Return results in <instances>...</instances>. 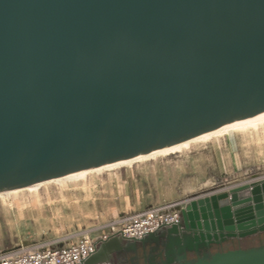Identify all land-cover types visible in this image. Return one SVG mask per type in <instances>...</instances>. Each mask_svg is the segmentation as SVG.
<instances>
[{"label":"water","instance_id":"obj_1","mask_svg":"<svg viewBox=\"0 0 264 264\" xmlns=\"http://www.w3.org/2000/svg\"><path fill=\"white\" fill-rule=\"evenodd\" d=\"M262 114L264 0H0V191ZM262 234L264 179L195 195L177 224L111 235L81 264H264V246L213 251Z\"/></svg>","mask_w":264,"mask_h":264},{"label":"rangeland","instance_id":"obj_2","mask_svg":"<svg viewBox=\"0 0 264 264\" xmlns=\"http://www.w3.org/2000/svg\"><path fill=\"white\" fill-rule=\"evenodd\" d=\"M228 137L234 139L233 143L229 146L222 145V141ZM203 151H207L205 155L200 154ZM190 153H197L192 165L200 171L205 168L207 181L211 177L222 180L224 187L226 183H232L229 186L232 187L250 180L259 181L264 178V127L222 136L206 143L192 144L186 152L175 157L157 158L134 164L131 168L95 172L74 180H63L58 184L11 192L0 198V251L21 245L22 242H29L28 245L34 246L70 238V243L89 231L93 235L106 232V225L123 214H115L113 217L107 211L118 206V201L111 199L117 191L115 175L119 173L125 174L139 168L149 170L161 165V171L156 174L148 173L145 177L147 190L151 194L150 199L155 202L153 205L171 201L181 190L186 172L183 167L185 165H180L179 176H173L166 164ZM155 179L159 180L156 187L154 182H148ZM215 186L204 188L198 193L224 188ZM193 196L195 195L189 198Z\"/></svg>","mask_w":264,"mask_h":264},{"label":"built area","instance_id":"obj_3","mask_svg":"<svg viewBox=\"0 0 264 264\" xmlns=\"http://www.w3.org/2000/svg\"><path fill=\"white\" fill-rule=\"evenodd\" d=\"M186 202L187 200L164 202L141 211L123 213L106 225V232L93 235L89 231L78 236L75 242L69 243L70 238H64L17 252H11L7 248L0 251V264H81L95 252L101 241L111 235L121 234L124 238L138 240L158 229L177 224Z\"/></svg>","mask_w":264,"mask_h":264},{"label":"crops","instance_id":"obj_4","mask_svg":"<svg viewBox=\"0 0 264 264\" xmlns=\"http://www.w3.org/2000/svg\"><path fill=\"white\" fill-rule=\"evenodd\" d=\"M233 140L231 137L226 138L225 140L222 141V145L229 146L233 143ZM207 152V151H206ZM203 151L200 153L201 155H205L206 153ZM197 157V153H190L187 154L185 157L181 159H177L176 161H173L171 163H167V168L171 169L173 176H179L178 168L180 165H185V177L186 180L182 183L181 185V190L176 194V197H174L171 201H179V200H188L189 197L192 195H205L210 192H203V193H198L201 191L199 189L200 185L203 184L205 181V175H206V170L205 168L203 170H197L195 167L192 165V161ZM187 167V170H186ZM131 168V167H129ZM153 168V169H152ZM149 170L146 169H137L132 172L128 173H119L115 175V186L117 188L116 194L112 197L111 200H117L118 201V206L116 208H111L108 209V214L111 213V215L114 217L115 214H122V213H130V212H137L141 211L144 208L153 205L155 202L150 199L151 194L148 193V186L146 185L147 181L145 180V177H147L148 173L154 172L155 174L158 173V171H161V165L157 167H152ZM154 170V171H153ZM161 173V172H160ZM219 183H223L222 180H217ZM227 181V180H225ZM252 180L242 183V184H249ZM150 184H153L154 182V187L158 186V179L155 180H150L148 181ZM185 183H188L189 186L195 190V192L191 194H184L183 193V185ZM226 186L224 188L229 187L232 185L230 184H225ZM240 185V184H238ZM223 188V189H224ZM170 202V201H167ZM162 204V203H161ZM157 205V204H156ZM253 238V237H252Z\"/></svg>","mask_w":264,"mask_h":264},{"label":"bare ground","instance_id":"obj_5","mask_svg":"<svg viewBox=\"0 0 264 264\" xmlns=\"http://www.w3.org/2000/svg\"><path fill=\"white\" fill-rule=\"evenodd\" d=\"M259 127H264V114L253 117L251 119L236 123L234 125L219 129L217 131L202 135L200 137L185 141L183 143H179V144H175L172 146H168L162 149H159L157 151L154 152H150L144 155H140L137 157H133L121 162H117L111 165H107L104 167H100V168H96L93 170H88V171H82V172H78V173H74L65 177H61V178H57L54 180H50V181H46V182H42L39 184H35V185H31V186H27V187H22V188H14V189H7V190H1L0 191V198H4L5 196H7L9 193L11 192H15L18 190H23V189H31L34 188L35 186H40V185H47V184H58L63 180H69V179H75L81 175H86V174H91V173H102L104 171H110V170H117V169H121L124 167H130L134 164H138V163H143V162H147V161H151V160H155L157 158H165V157H175L177 155H179L180 153L186 152L190 145L192 144H201V143H206L209 142L213 139L219 138V137H224L226 135H231L234 133H239V132H245L247 130H257ZM264 179V178H262ZM261 179V180H262ZM259 180V181H261ZM258 181H252L250 183H255ZM249 184H244V185H250ZM219 182L214 179V178H209V180L203 184L200 185L199 189H204L207 187H211V186H215L218 185ZM243 185V184H240ZM237 186V185H236ZM183 190H184V194H191L193 192H195L194 189H192L188 183H185L183 185ZM3 200V199H2ZM29 242H22L21 245H18L16 247H12L10 248L11 252H17V251H21L24 249H28L30 247H32L33 245H28ZM26 245V246H24Z\"/></svg>","mask_w":264,"mask_h":264},{"label":"flooded vegetation","instance_id":"obj_6","mask_svg":"<svg viewBox=\"0 0 264 264\" xmlns=\"http://www.w3.org/2000/svg\"><path fill=\"white\" fill-rule=\"evenodd\" d=\"M255 240V243H251V241ZM245 244H248L247 246ZM230 247H219L216 249H213V251H225V250H229V249H250V248H255V247H259V246H264V234H262L261 236H256V237H247L244 239H237L233 242H231ZM155 254H152L151 258L149 259V261L151 262V264H155ZM111 264H143L142 260L139 257H133V256H127L125 257L124 255L120 256V261H118L117 257L114 255L113 259L111 261Z\"/></svg>","mask_w":264,"mask_h":264}]
</instances>
